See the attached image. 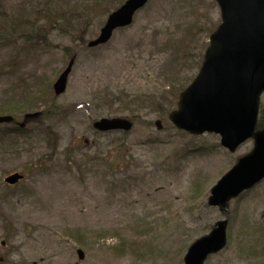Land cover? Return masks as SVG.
Wrapping results in <instances>:
<instances>
[{"label":"rangeland","instance_id":"obj_1","mask_svg":"<svg viewBox=\"0 0 264 264\" xmlns=\"http://www.w3.org/2000/svg\"><path fill=\"white\" fill-rule=\"evenodd\" d=\"M125 1L0 0V116L13 117L0 126V264H184L225 219L208 205L211 189L254 140L231 153L220 136H192L169 120L200 72L220 7L150 0L131 27L88 49ZM115 118H134L133 130H94ZM41 161L45 172L34 167ZM14 173L25 179L11 187L4 179ZM230 213L228 245L205 264H264V181Z\"/></svg>","mask_w":264,"mask_h":264},{"label":"water","instance_id":"obj_2","mask_svg":"<svg viewBox=\"0 0 264 264\" xmlns=\"http://www.w3.org/2000/svg\"><path fill=\"white\" fill-rule=\"evenodd\" d=\"M149 0H129L109 17L100 36L90 48L107 44L114 31L132 24L137 11ZM222 10L223 24L211 37V46L194 83L181 94L178 111L170 115L177 128L190 134L215 133L222 137V145L234 152L253 138L252 153L239 160L212 189L209 205L227 213L209 236L196 241L188 250L185 264H204L213 254L227 245L229 202L264 179V130L256 131L260 98L264 93V0H217ZM74 65L56 82L59 96L66 91L69 74ZM8 119L0 118V123ZM161 129V123L157 122ZM95 128L102 132L130 131L128 120H101ZM24 176L15 173L5 179L15 186ZM80 259L84 253L79 251Z\"/></svg>","mask_w":264,"mask_h":264},{"label":"trees","instance_id":"obj_3","mask_svg":"<svg viewBox=\"0 0 264 264\" xmlns=\"http://www.w3.org/2000/svg\"><path fill=\"white\" fill-rule=\"evenodd\" d=\"M134 102V101H133ZM42 116H43V113H42ZM121 150H116L115 151V154L117 155V158H119V154L121 153L120 152ZM96 159V158H95ZM97 161H105V160H107V155H104V154H102V156L101 157H97V159H96ZM119 161H122L123 163H122V165H117L119 168H122V167H125V159L124 160H119ZM113 162V161H112ZM45 165H46V162H44V161H41V162H39L38 164H36L34 167H35V169H37L38 171H41V172H45L46 170H45ZM109 166L111 165V163L109 162V164H108ZM110 167H112V168H116L115 166H110ZM45 170V171H44Z\"/></svg>","mask_w":264,"mask_h":264}]
</instances>
